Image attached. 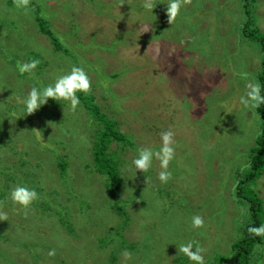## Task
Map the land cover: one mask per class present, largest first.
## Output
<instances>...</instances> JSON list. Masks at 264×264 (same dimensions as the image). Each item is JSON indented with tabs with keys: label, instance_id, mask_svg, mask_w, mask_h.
<instances>
[{
	"label": "rangeland",
	"instance_id": "374dc122",
	"mask_svg": "<svg viewBox=\"0 0 264 264\" xmlns=\"http://www.w3.org/2000/svg\"><path fill=\"white\" fill-rule=\"evenodd\" d=\"M257 1L255 14L264 33V0ZM152 3L147 10L144 0H31L25 14L14 0L12 5L0 0V138H13L9 146L0 145V264H109L115 251L117 264H194L178 253L177 246L189 239L208 250L207 264H235L233 244L251 221L249 199L244 193L236 196L237 175L249 170L247 147L256 143L260 117L239 97L257 78L262 52L257 43L244 40L242 0H183L171 23L168 0ZM185 10L193 26L176 23L185 19ZM40 16L68 53L39 30ZM159 19L163 24L154 23ZM33 58L41 61L35 73L21 76L16 63ZM73 64L90 75L87 97L94 96L108 120L117 121L116 128L131 140H113L109 147L124 179L125 225L112 208L107 178L88 165L99 124L93 122L87 132L91 114L83 103L73 112L67 102L49 99L33 118L21 108L33 86L52 83ZM117 73L122 74L112 80ZM106 75L122 100L106 93ZM40 124L47 125L43 142L34 133L42 130ZM169 128L176 133L172 179L159 181V161L146 173L129 171L137 148H158L160 134ZM45 134L58 145L85 147L83 154L69 157L71 175L60 176ZM57 177L67 184V201L57 202L52 213L46 192L59 186L53 184ZM18 183L46 195L24 209L9 198ZM249 188L264 208V174ZM64 205L70 209L61 210ZM196 214L206 221L203 229L191 228ZM51 249L54 257L48 256ZM125 250L133 253L131 261L125 262ZM251 264H264V240L255 245Z\"/></svg>",
	"mask_w": 264,
	"mask_h": 264
},
{
	"label": "trees",
	"instance_id": "16d2710c",
	"mask_svg": "<svg viewBox=\"0 0 264 264\" xmlns=\"http://www.w3.org/2000/svg\"><path fill=\"white\" fill-rule=\"evenodd\" d=\"M242 1L245 10V21L242 26L241 32H244L243 34V36L245 37L244 40H249L251 42L257 43L263 53L262 67L261 69L257 67L258 69L257 78H254L252 82L259 81L261 85L264 86V33L262 32L261 27L258 25V17L255 14V9H256L255 7L258 1L257 0H242ZM8 3L9 5H12L13 0H8ZM185 8H188L187 3H185ZM189 13L198 15V13H194V11H189ZM184 16L185 19L179 20L176 23H180L182 25L187 23L190 26H193L195 24L188 18V12L186 10ZM37 21L39 22V30L43 34H46L55 43L58 49L68 53L67 48L64 49L62 47L59 41V37L47 24L45 17L40 16L39 19L37 18ZM156 22H158L159 24H163V22H161L160 19L154 21V23ZM176 23L173 25L180 26ZM86 64L88 68H91L93 66V64L88 61H86ZM120 74L122 73H117L115 75H112V80L115 77L120 76ZM102 79H103V86L105 88V91L107 94H109L108 96H110L115 101H117L118 99L122 100L123 97L118 95L119 92L115 91L113 87L112 88L110 87L111 76L106 75ZM209 85L212 86V83H209ZM244 90L246 91V87L244 88ZM77 95L80 97L81 104L83 103L84 107L91 114V117H89L88 119L89 124H88L87 132L91 131V124L93 122H97L99 124V127H96V130L93 132V139L90 141L92 142L93 160L91 161V163H88V165L90 167L91 164L93 163L96 167V171L100 173L102 176L107 178V186H108V192L110 198L112 200V208L117 212V214H119L123 218V225H125L128 223L129 214L123 204L125 200L123 199L120 200L121 198L120 195L123 190L124 179L120 171V161L115 158L114 152L109 151V147L113 140L118 141L119 143L122 144L131 143V140L125 133H122L119 128H116L118 126L117 121L108 120V118L106 117V113L102 110V107L97 102L94 101L93 98L94 96L92 97L91 95V98H89L87 97L86 93H77ZM108 106L112 107L109 101H108ZM257 111L260 115L257 123V132L259 131V133L257 134L255 145L253 147H249V146L247 147V149L249 150V160H248L249 163L248 165L245 166H248L249 170L244 175V177H240L239 174L237 175V185L235 191L236 196L238 198H241L244 193L245 198L249 199L251 221H249V223L245 226L243 238H241L240 240L236 241L233 244V250L236 252L235 264H251L252 254L254 252L255 245L258 243L261 244L264 240V238L255 237L249 234L247 231L248 227L250 226H258L264 224V221L262 219V213L264 211L263 200L258 196L255 189L249 188L252 185V183L257 181L264 172V105H261L259 108H257ZM6 116L7 114H3V117ZM26 116L33 118L32 117L33 114ZM0 124H2V121H0ZM40 127L42 130H37L34 133L36 134V136H38V139L43 142L40 136L45 133L44 131L47 128V125L40 124ZM20 130L23 129L20 128ZM43 136L47 140L44 142V144L54 153L52 157L54 160L57 161L56 164L58 167L57 171L59 172L60 176L67 177L71 175L68 170L69 157L83 154L85 152V147L76 144H71L70 142L64 143L63 145H58L57 142L51 139V137H49L47 134ZM12 139H13L12 137L4 136V139L0 138V145H4L5 147L9 146L10 142H12ZM24 144L26 145L25 139H24ZM19 148L20 147L18 148L15 147L13 152L15 150L19 152ZM58 151H62V154ZM81 161L83 162V159ZM57 179L58 182L53 184L55 185L59 184V186H55L51 190L46 192V194H48L49 199L52 201L46 203V208L50 210L52 213L55 210V204L57 202L60 204L63 203L64 200L67 201V199L65 198L66 197L65 188L67 184H65L59 177H57ZM46 194H40V199H42ZM67 209H70L68 205H64L61 208V210L63 211ZM56 211H60V210L56 208ZM63 223L65 225H68L66 219H63ZM68 228L70 227L68 226ZM118 228H119L118 234H120L121 228L120 226ZM117 260H118V255L116 254L115 251L112 253L111 257L109 258V264H117ZM181 260L184 261V259L182 258Z\"/></svg>",
	"mask_w": 264,
	"mask_h": 264
},
{
	"label": "clouds",
	"instance_id": "9594fccd",
	"mask_svg": "<svg viewBox=\"0 0 264 264\" xmlns=\"http://www.w3.org/2000/svg\"><path fill=\"white\" fill-rule=\"evenodd\" d=\"M182 3L183 0H168L166 12L170 23L181 13ZM14 4L15 8L22 9L25 14H28L31 10V0H14ZM143 7L147 10H152L154 8L152 0H144ZM198 7L199 5L196 9H198ZM40 63L41 61L35 58L27 62L18 61L16 63V70L21 76L25 74L33 75ZM240 75L242 79L248 78L247 73H241ZM91 87L92 82L89 73L83 66L73 64L71 65L70 71L58 75L52 83L40 87L33 86L30 92L23 98L22 111L24 116L31 115L42 106L46 105L49 99H52L58 102H67L71 111L75 112L81 103L77 93H88ZM239 103L247 109H257L261 105H264V86H262L259 81L248 82L246 84V93L239 97ZM14 115V113L10 114L9 118L12 119ZM175 136L176 133L169 128L160 134L161 144L158 148L138 147L135 158L131 161V165L128 166L129 171H134L136 175L137 172L146 173L152 169L154 161H159L161 171L158 173V179L162 184H167L173 176L169 166L176 157ZM9 198L14 204L28 209L40 198V193L34 187H30L24 183H18L11 188ZM3 215L6 216V214ZM205 226L206 221L203 216L196 214L191 217L192 229H203ZM247 231L255 237L264 238V224L250 226ZM177 248L179 254H183L189 261L194 262V264H207L206 254L208 250L198 239H189L179 244ZM55 255V249H51L48 252L49 257H54ZM122 256L125 262L133 259V253L128 250H125Z\"/></svg>",
	"mask_w": 264,
	"mask_h": 264
}]
</instances>
